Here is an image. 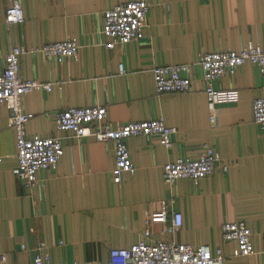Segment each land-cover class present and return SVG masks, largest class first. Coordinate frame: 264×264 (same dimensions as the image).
Wrapping results in <instances>:
<instances>
[{"label": "crops", "instance_id": "0c3cea01", "mask_svg": "<svg viewBox=\"0 0 264 264\" xmlns=\"http://www.w3.org/2000/svg\"><path fill=\"white\" fill-rule=\"evenodd\" d=\"M21 23L8 24L10 0H0V70L14 46L41 48L72 39L76 56L63 62L42 53L21 57L20 74L50 82V91L22 97L29 137L57 132L56 116L68 107H107L111 126L162 118L176 128L170 146L156 135L127 139L135 173L113 181L115 144L94 136L61 133L64 154L59 163L40 171L33 189L16 177V133L10 111L0 104V264H34L35 249L53 264H106L114 248H129L144 239L146 219L164 205L183 214L175 233L167 223H153L154 240L195 247L221 248L224 264H264V126L254 120L253 103L264 97V75L250 62L227 73L216 86L236 90L209 108L202 70L194 67L191 90L158 93L153 69L194 62L200 53L264 45V0H149L147 25L139 39L113 49L105 46L104 13L127 0H17ZM206 146L221 156L224 170L198 183L179 179L169 184L164 165L197 158ZM246 221L253 231L250 255H236V241L223 239L222 225ZM4 257V258H3Z\"/></svg>", "mask_w": 264, "mask_h": 264}, {"label": "built area", "instance_id": "2783aa9c", "mask_svg": "<svg viewBox=\"0 0 264 264\" xmlns=\"http://www.w3.org/2000/svg\"><path fill=\"white\" fill-rule=\"evenodd\" d=\"M6 11L8 24L21 23L24 13L17 0H10ZM149 0H127L117 3L104 13L105 46L109 49L120 44H127L139 39L147 25V13L150 10ZM80 45L72 39L47 43L41 48L28 49L25 46H14L5 57L3 69L0 70V104H5L10 111L8 125L16 133L18 164L14 174L23 184L33 189L39 184V173L56 166L64 154L63 136L61 133L72 132L79 138L94 136L100 141L112 140L115 144V166L112 170L113 181L120 184L124 173H135L136 166L129 155L127 139L132 136L156 135L159 142L170 146L176 128L166 124L164 119L130 121L117 127L106 122L107 107L87 105L68 107L57 113V132L49 136L27 135V123L34 117L26 112L22 97L26 93L44 89L50 91L52 84L36 79H26L20 74L21 57L29 52L42 53L47 58L63 62L76 56ZM246 62L255 64L264 75V45L248 43L239 50L212 51L198 55L192 63L158 65L153 72L158 93H185L191 90V73L194 67L202 70L205 82V94L210 110L214 115L220 101L230 99L237 94L236 90H220L216 86L225 74H235ZM254 120L264 126V97L253 103ZM224 170L228 165L222 163L220 154L211 146H206L197 158H179L164 165V179L175 184L179 179L198 183L212 175L217 166ZM166 231L175 233L183 226V214L180 211L163 209L154 212L146 219L147 228L144 239L129 248H114L106 264H224L225 257L221 248L212 249L202 244L197 247L175 241L154 240L150 227L153 223H167ZM223 239L236 241V255L247 256L253 250V231L244 221H233L222 225ZM45 244L41 243L34 254V264H53L49 253L43 252ZM4 258V257H3ZM72 264H80L74 262Z\"/></svg>", "mask_w": 264, "mask_h": 264}]
</instances>
